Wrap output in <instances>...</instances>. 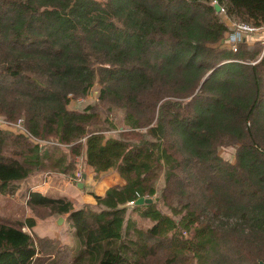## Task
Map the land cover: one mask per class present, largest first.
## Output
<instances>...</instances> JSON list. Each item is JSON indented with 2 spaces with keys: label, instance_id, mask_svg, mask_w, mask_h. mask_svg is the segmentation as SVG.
<instances>
[{
  "label": "trees",
  "instance_id": "trees-1",
  "mask_svg": "<svg viewBox=\"0 0 264 264\" xmlns=\"http://www.w3.org/2000/svg\"><path fill=\"white\" fill-rule=\"evenodd\" d=\"M221 13L259 26L264 0H0V120L43 142L0 126V195L78 157L83 184L123 181L77 209L28 193L74 247L0 218V264L264 262V52Z\"/></svg>",
  "mask_w": 264,
  "mask_h": 264
},
{
  "label": "rangeland",
  "instance_id": "rangeland-1",
  "mask_svg": "<svg viewBox=\"0 0 264 264\" xmlns=\"http://www.w3.org/2000/svg\"><path fill=\"white\" fill-rule=\"evenodd\" d=\"M260 17L261 18L259 19V21H261V23H264V13H261ZM221 18H222V21L226 23L227 17L223 13H221ZM248 25L251 26V24H248ZM228 27H230V23ZM258 36H260V40H261L262 35L260 32H254L251 34L247 33L244 35L243 39H246L247 43L252 44L255 41H257V40L253 41L252 38L259 39ZM83 101L84 99H72L71 104L69 105V109L80 110L87 104L95 103L97 101L96 90L94 89L92 93L89 94L85 98V101L84 102ZM16 122L11 123L12 124L11 126V125H5V123L7 122L0 120V126L14 133H18V134H22L26 136V132H25L26 129L23 127V125H22V128L25 131H22L20 128L17 130L13 126L17 124ZM112 133H114V131H110L106 134L109 135ZM220 156L228 162H233L234 161V150L230 147L222 148L220 150ZM73 166H74V171L72 172L73 174L77 169L79 171H81V169L83 170V167H81L82 163L79 157L76 159L75 163L73 162ZM73 180H74L73 176L71 178L69 176L59 175L58 173L44 172V173L35 175L27 183L24 181V183L22 182V184H19L17 187L18 191L16 194H13V196L0 195V218H4L8 222H13L15 220H23L25 218L32 217L35 220L34 228L31 230L24 228L23 231L33 236L54 239L58 241V243L61 245H65V246L73 248L74 247L73 232L72 230H70V228H68L67 222L63 220L61 225H56L57 219L62 216L50 214V212H48L47 210L43 212H37L34 209H31L27 205V202H26L27 197H26L25 187L29 186L30 188L32 187L34 188L36 186L49 182L51 185V189H54L53 195L56 194V196H59V197L66 196V198L69 199L73 203V206L77 209L85 204H88L82 200V197L85 195H88L90 190H92V183L95 182V184H98L99 182L103 180L104 184H107L110 187L116 185L117 183L123 184V181L121 180L119 175L113 171L106 173L101 178V180H99V182L91 180L90 184H86V185L84 184L85 188L82 187L83 189L82 188L80 189L79 187H77V183ZM79 183H82V182L80 181ZM88 185H91V186H88ZM157 207L160 210L166 212L165 207H163L160 203L157 204ZM36 212L42 215L43 217L38 216ZM62 218L64 219V217Z\"/></svg>",
  "mask_w": 264,
  "mask_h": 264
},
{
  "label": "crops",
  "instance_id": "crops-1",
  "mask_svg": "<svg viewBox=\"0 0 264 264\" xmlns=\"http://www.w3.org/2000/svg\"><path fill=\"white\" fill-rule=\"evenodd\" d=\"M227 19V21H226V24L227 25H229V23H231V20H229L228 18H226ZM259 23H261V21H259ZM254 27V26H253ZM254 28H256L257 29V31L256 32H260L261 33V35H262V37H261V39L264 37V23H261V24H259V26H255ZM258 38L259 39H256V38H252V40L254 41V40H260V36H258ZM246 40V39H245ZM88 177V178H87ZM86 178L87 179H85V185L86 184H90L91 182V180H93L92 179V174H89L88 176H87ZM31 179V178H30ZM30 179H28L27 181H25L26 183L30 180ZM82 179H84V175H82ZM94 181V180H93ZM24 183V182H23ZM107 183H109V182H107ZM22 184V183H21ZM83 184V185H84ZM118 184V183H117ZM119 184H121V183H119ZM78 185H79V183L77 184V187H78ZM21 186V185H20ZM88 186H91V185H88ZM83 187V186H82ZM110 186L109 185H107V184H104V181L102 180L101 182H99L98 184H95V182L94 183H92V190H90V192H89V194L88 195H85V196H83L82 197V200L84 201V202H86V203H88V204H94V198H93V196L91 195V193H94L95 195H97V196H103V194H104V192L109 188ZM83 188H85V187H83ZM82 188V189H83ZM81 189V188H80ZM54 189H51V185H50V183L48 182V183H44V184H42V185H39V186H36V187H32V188H30L29 186L28 187H25V191H26V197H27V195H28V193H38V194H41L42 196H45V197H49V198H55V199H58V198H66V196L65 197H59V196H56V194H54L53 195V191ZM17 191H18V189H17ZM17 191H16V193H17ZM15 193V194H16ZM27 200V199H26ZM69 200V199H68ZM73 204V203H72ZM75 208V207H74ZM63 220H65V222H66V216H64V219ZM68 225V224H67ZM69 226V225H68ZM73 232V231H72Z\"/></svg>",
  "mask_w": 264,
  "mask_h": 264
},
{
  "label": "built area",
  "instance_id": "built-area-1",
  "mask_svg": "<svg viewBox=\"0 0 264 264\" xmlns=\"http://www.w3.org/2000/svg\"><path fill=\"white\" fill-rule=\"evenodd\" d=\"M232 26V27H231ZM230 32L226 35V39L224 41V44L227 45L228 47H230L233 51H236V44L238 42H240L241 40H243L244 35L249 33H254L257 31L256 28H254L252 25H248L247 23H243V22H235V21H231L230 23ZM261 45H262V50L264 52V37L261 39ZM22 121L23 120H18L15 124L13 125L17 130L20 128L22 131H25L22 128ZM5 125H11V123H5ZM26 135L30 138V140L33 143L38 144L39 146H41L43 144L42 141H39L38 139H35L34 137L30 136L27 131ZM73 181H75L76 183H79L82 180V173L81 171H79L78 169L74 172L73 174Z\"/></svg>",
  "mask_w": 264,
  "mask_h": 264
},
{
  "label": "water",
  "instance_id": "water-1",
  "mask_svg": "<svg viewBox=\"0 0 264 264\" xmlns=\"http://www.w3.org/2000/svg\"><path fill=\"white\" fill-rule=\"evenodd\" d=\"M214 7H215L216 12H219V11L221 10L220 7H219L217 4H215ZM84 178H85V176H84ZM82 186H83V184H82V183H79L78 187H79V188H82ZM144 201L147 202V203L152 202L151 199H147V200H144V199H138V200L136 201V204H142ZM62 222H63V218H62V217H59V218L57 219V221H56V225H61ZM258 264H264V262H263V261H259Z\"/></svg>",
  "mask_w": 264,
  "mask_h": 264
}]
</instances>
